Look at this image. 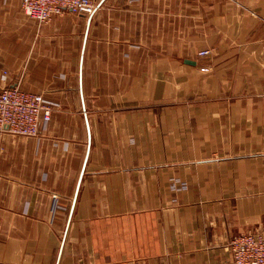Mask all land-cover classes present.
Wrapping results in <instances>:
<instances>
[{
	"label": "crops",
	"instance_id": "1",
	"mask_svg": "<svg viewBox=\"0 0 264 264\" xmlns=\"http://www.w3.org/2000/svg\"><path fill=\"white\" fill-rule=\"evenodd\" d=\"M95 1L0 0V89L57 103L0 133V264H233L264 232V0Z\"/></svg>",
	"mask_w": 264,
	"mask_h": 264
},
{
	"label": "built area",
	"instance_id": "2",
	"mask_svg": "<svg viewBox=\"0 0 264 264\" xmlns=\"http://www.w3.org/2000/svg\"><path fill=\"white\" fill-rule=\"evenodd\" d=\"M95 0H21L23 13L38 23H45L63 10L91 13ZM209 49L198 51L199 56ZM208 71L209 67H201ZM57 103L43 92L25 91L18 85L0 89V133L37 136L51 125V111ZM233 264H264V232L241 233L227 243Z\"/></svg>",
	"mask_w": 264,
	"mask_h": 264
},
{
	"label": "rangeland",
	"instance_id": "3",
	"mask_svg": "<svg viewBox=\"0 0 264 264\" xmlns=\"http://www.w3.org/2000/svg\"><path fill=\"white\" fill-rule=\"evenodd\" d=\"M50 121H51V124L53 123V127L57 126V122L56 121H53V120H50Z\"/></svg>",
	"mask_w": 264,
	"mask_h": 264
}]
</instances>
